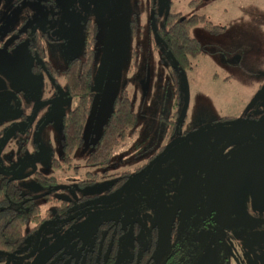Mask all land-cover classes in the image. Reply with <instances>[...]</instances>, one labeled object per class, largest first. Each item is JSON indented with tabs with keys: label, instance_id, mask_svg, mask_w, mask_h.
<instances>
[{
	"label": "rangeland",
	"instance_id": "obj_1",
	"mask_svg": "<svg viewBox=\"0 0 264 264\" xmlns=\"http://www.w3.org/2000/svg\"><path fill=\"white\" fill-rule=\"evenodd\" d=\"M167 13L203 15L222 28L216 35L199 24L189 30L202 54L177 72L176 93L169 74L173 60L155 33ZM85 20L96 25L92 101L82 144L71 156L76 168L58 173L49 162L59 158L60 117L73 100L43 62L61 70L78 56ZM32 34L44 37L41 54L27 46ZM120 90L130 98L135 133L113 151L110 172L120 171L133 143L146 149L167 143L163 134L169 127L176 135L197 128L167 155L179 179L174 204L186 215L197 207L202 217L212 211L228 228L217 230L219 241L211 236L200 243L191 264H264V126L225 137L204 164L195 195L198 167L224 132L221 126L199 128L221 118L237 122L252 112L254 123L264 121V0H0V175L13 178L38 205L43 192L61 196L97 189L75 187V181L106 182H100L98 169L86 176L83 160ZM34 173L55 177L56 183L38 186ZM160 230L154 264L166 246L165 226ZM37 254L30 260L0 255V264H35Z\"/></svg>",
	"mask_w": 264,
	"mask_h": 264
},
{
	"label": "flooded vegetation",
	"instance_id": "obj_2",
	"mask_svg": "<svg viewBox=\"0 0 264 264\" xmlns=\"http://www.w3.org/2000/svg\"><path fill=\"white\" fill-rule=\"evenodd\" d=\"M253 114L247 113L237 122L232 118L213 120L210 126L199 128V132L223 127L222 136L213 143L218 146L225 140L220 139L227 134L229 137L241 125V130L258 127ZM197 131L192 128L176 135V130L169 127L163 134L164 139L169 138L167 143L146 149L133 143L130 153L125 151L119 172H110L112 161L98 169L103 178L100 182L106 180L103 184H94L90 178L75 181L73 185L97 189L100 186L101 195L97 189L90 194L70 195L72 190L61 196L41 193L39 224L28 240L32 241L31 248L23 255L8 257L30 260L38 253L35 264H154L160 228L165 226V250L155 264H178L179 257L191 258L199 250V244L211 236L219 241L217 230L228 227L212 218V211L202 217L197 207L186 215L174 204L179 179L167 155ZM71 164L76 168L75 163ZM84 166L86 176L97 175L94 171L97 168ZM65 171L63 168L59 172Z\"/></svg>",
	"mask_w": 264,
	"mask_h": 264
},
{
	"label": "trees",
	"instance_id": "obj_3",
	"mask_svg": "<svg viewBox=\"0 0 264 264\" xmlns=\"http://www.w3.org/2000/svg\"><path fill=\"white\" fill-rule=\"evenodd\" d=\"M129 24L130 34L133 36L134 21ZM197 24L208 34L216 35L222 31L221 27L212 24L203 15L180 17L177 13L164 15L161 25L155 29L157 38L174 63L169 66L174 93L177 91V72L180 69H189L190 59L202 54L199 42L189 35V30ZM95 35V23L85 20L79 55L70 58L61 70L46 61L43 62L51 79L56 82L59 80V88H62L66 97L73 100L72 106L60 117L59 158L49 162V167L56 172L72 165L71 156L82 144V129L92 101L91 64ZM43 39L41 35L32 34L27 44L29 50L41 54ZM176 100L177 96L173 105ZM135 120L130 98L125 90H120L112 98L110 110L98 136L85 155L84 164L97 169L105 168L111 161L113 151L135 133ZM34 174L38 186L45 187L56 183L55 177ZM39 213L38 204L30 195L20 191L13 178L0 175V255L19 256L29 251L32 241L28 240L32 238L39 224ZM191 261L187 255L178 258V264H191Z\"/></svg>",
	"mask_w": 264,
	"mask_h": 264
},
{
	"label": "water",
	"instance_id": "obj_4",
	"mask_svg": "<svg viewBox=\"0 0 264 264\" xmlns=\"http://www.w3.org/2000/svg\"><path fill=\"white\" fill-rule=\"evenodd\" d=\"M256 126H264V122H260V123H256L255 124ZM243 128V126H239L237 129H235L234 131H239ZM228 134L226 136H224L221 140L225 139V137H227ZM218 143L214 144L213 147L208 151V153L205 155V157L202 159L199 167H198V170H197V174H196V180H195V184H196V193L198 194L199 193V189H198V181H199V177H200V174H201V171H202V168L204 166V164L207 162V160L210 158L211 154L213 153V151L215 150L216 146H217Z\"/></svg>",
	"mask_w": 264,
	"mask_h": 264
}]
</instances>
